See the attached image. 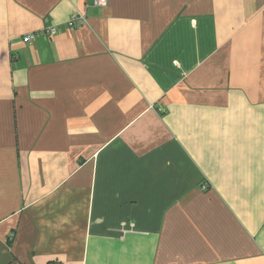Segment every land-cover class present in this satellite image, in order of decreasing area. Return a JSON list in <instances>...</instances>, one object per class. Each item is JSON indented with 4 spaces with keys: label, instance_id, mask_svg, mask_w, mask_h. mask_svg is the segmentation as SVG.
Here are the masks:
<instances>
[{
    "label": "crops",
    "instance_id": "1",
    "mask_svg": "<svg viewBox=\"0 0 264 264\" xmlns=\"http://www.w3.org/2000/svg\"><path fill=\"white\" fill-rule=\"evenodd\" d=\"M0 264H264V0H0Z\"/></svg>",
    "mask_w": 264,
    "mask_h": 264
},
{
    "label": "built area",
    "instance_id": "2",
    "mask_svg": "<svg viewBox=\"0 0 264 264\" xmlns=\"http://www.w3.org/2000/svg\"><path fill=\"white\" fill-rule=\"evenodd\" d=\"M108 0H94V5L96 6H106ZM86 22V15L79 10L75 9L68 22H67V28L70 30H75L80 28L84 23ZM59 32V29L56 26H50L42 29L40 32H34L27 34L22 37V42L24 44H31L33 43L37 37L40 35L46 37V38H52L55 35H57ZM203 189H206L205 186H203Z\"/></svg>",
    "mask_w": 264,
    "mask_h": 264
}]
</instances>
